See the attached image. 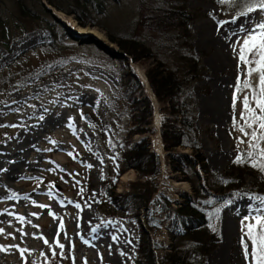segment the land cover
<instances>
[{
    "label": "rangeland",
    "instance_id": "rangeland-1",
    "mask_svg": "<svg viewBox=\"0 0 264 264\" xmlns=\"http://www.w3.org/2000/svg\"><path fill=\"white\" fill-rule=\"evenodd\" d=\"M23 1L25 6L33 5L31 0ZM100 1L101 9L90 5L91 16L114 36L137 33L140 40L157 42L156 34L140 27L139 0ZM227 1L184 0L185 10L194 16L192 52L203 69L202 79L190 85L195 126L200 151L214 173L242 151L249 161L264 156V44L251 41L264 35V6L232 14L222 8ZM0 19L10 33L15 20L26 23L13 0H0ZM62 20L74 33L63 35L59 27L48 44L47 31H14L7 50L0 47V264H37L52 256L56 264H131L137 230L117 218L103 220L97 212V187L109 156L105 144L113 146L129 120L123 116L115 122L112 115L108 124V104L121 69L91 43L121 51L103 31L79 27L71 16ZM217 59L224 62L216 63ZM128 63L136 73L137 65L129 59ZM137 67L144 74L146 65ZM216 89L221 102L212 105ZM142 94L150 97L144 85ZM155 112L160 123L158 104L148 126L153 130ZM101 120L103 136L91 126ZM155 136L150 138L152 151H156ZM159 158V192L175 202L177 191L187 194L189 187L167 175ZM134 179L131 170L122 174L115 192L125 191ZM244 181L251 185L259 179L245 175ZM8 196L18 199L13 202ZM216 211L219 241L205 264H264L262 252L260 263L251 259L252 243L247 238L252 228L253 235L264 239V197L228 194ZM83 214L89 217L86 231L76 225ZM150 238L166 245L164 229Z\"/></svg>",
    "mask_w": 264,
    "mask_h": 264
},
{
    "label": "trees",
    "instance_id": "trees-1",
    "mask_svg": "<svg viewBox=\"0 0 264 264\" xmlns=\"http://www.w3.org/2000/svg\"><path fill=\"white\" fill-rule=\"evenodd\" d=\"M31 1L32 6H25L23 0H13L18 16L26 23L17 19L11 28L18 34L35 29L47 31L48 44H51L60 23L41 5L40 0ZM44 2L65 17L71 16L79 27H95L103 31L107 41L121 51L114 53L112 49L91 43L105 58L117 62L121 69L118 86L112 91L108 104V124L113 122L112 115H115V122L123 116L129 120L122 137L113 146L105 144L108 164L97 187V212L101 219L117 218L137 230L131 264H205L206 256L219 241L216 206L225 203L228 194L264 197V156L258 155L249 161L244 159L246 152L242 151L220 172H211L207 167L199 147L190 90V85L203 77V69L190 43V24L194 16L185 10L184 0H139L140 27L158 38L155 43H147L140 40L137 33L116 37L108 28L96 23L91 16L90 5L94 3L95 10L101 9L100 0ZM222 6L228 13L240 14L264 6V0H228ZM8 29L9 26L0 19V47L6 50L10 37H14V31L10 33ZM58 31L68 35L62 27ZM68 41L74 40L69 38ZM251 41L264 44V35ZM128 59L134 65H146L144 77L161 115L158 133L166 174L173 175L176 182H184L189 187L187 194L177 191L175 202L158 189L160 161L151 150L150 138L155 136V131L148 127L153 105L142 94L143 85L129 68ZM150 59L152 64L148 63ZM236 86L239 87L240 83ZM91 126H97V133L103 136L105 126L102 120ZM134 137L137 139L133 140ZM129 170L134 172L135 179L126 185L125 191L116 193L118 178ZM245 175L259 181L247 185ZM161 229L166 232V245L150 238L151 233L156 235ZM251 229H248L247 237L252 243L250 256L260 263L259 252L264 257V239L261 235H253ZM56 260L52 256L37 264H56Z\"/></svg>",
    "mask_w": 264,
    "mask_h": 264
},
{
    "label": "bare ground",
    "instance_id": "bare-ground-1",
    "mask_svg": "<svg viewBox=\"0 0 264 264\" xmlns=\"http://www.w3.org/2000/svg\"><path fill=\"white\" fill-rule=\"evenodd\" d=\"M53 9V8H52ZM54 10V9H53ZM54 14H56L57 16H58V18H62V19H65V17L64 16H62L61 14H60V12H57V11H55L54 10ZM60 18V19H61ZM61 19V20H62ZM213 31V30H212ZM210 32L209 34H208V37H209V40H210V37L212 36V34H213V32ZM213 61H215V60H213ZM224 61L223 60H221V59H217V62L216 63H223ZM215 62H213V64L215 65L216 64ZM133 66V65H132ZM134 68H135V70H136V75L140 78V80L143 82V84H144V86L146 87V90H147V92H148V94L150 95V100H151V102H152V100H153V103H152V105H153V108H154V106H156L157 104H156V101H155V99L153 98V95L151 94V92L149 91V89H148V87H147V84H146V81H145V77H144V74H143V70L141 69V68H139V67H137V66H134ZM142 78V79H141ZM222 88V87H221ZM221 93H220V89H216V91H215V93H214V96H213V98L211 99L212 100V105L215 103L216 105H218L220 102H221V95H220ZM207 105V104H206ZM218 110V109H217ZM153 126H154V128L155 129H158V127H159V116H158V113L157 112H155V114H154V118H153ZM160 145H161V143H160V138H159V136L156 134V136L153 138V147H154V149L157 151H155L156 153H158L159 154V156H162V152H161V150H160ZM0 184H3V183H1L0 182ZM183 185V183H175V186H182ZM3 187V186H2ZM8 190V189H7ZM2 194V193H1ZM6 198H8L9 200H11V201H13V202H15V201H17V199H18V197H13V196H8V197H6ZM12 202V203H13ZM76 225H78L77 226V228L80 230V231H86L87 229H88V227H89V217H87V215H85V214H83L81 217L79 216L78 218H77V220H76ZM77 234V233H76ZM111 264H113V263H111Z\"/></svg>",
    "mask_w": 264,
    "mask_h": 264
},
{
    "label": "water",
    "instance_id": "water-1",
    "mask_svg": "<svg viewBox=\"0 0 264 264\" xmlns=\"http://www.w3.org/2000/svg\"><path fill=\"white\" fill-rule=\"evenodd\" d=\"M40 3H41V5L46 9V10H48L52 15H54L55 17H56V19H57V21L60 23V26L67 32V33H74L73 32V30L72 29H70L69 28V26L67 25V23L65 22V21H63V20H61L60 18H58V16L56 15V14H54L55 12H54V10L51 8V7H49V6H47L46 4H45V2H44V0H40ZM62 15V14H61ZM132 69V71L134 72V70H133V68H131ZM134 75L136 76V78H138L139 80H140V78L135 74V72H134ZM146 81V80H145ZM140 83L141 84H143V82L140 80ZM147 84V83H146ZM144 85V84H143ZM147 87H148V85H147ZM149 89V88H148ZM148 97V96H147ZM154 98V97H153ZM148 99L150 100V98L148 97ZM151 101V100H150ZM152 105V104H151ZM153 107V106H152ZM84 119L85 120H87L88 122H90L91 121V119H90V117H89V115L88 114H84ZM159 128V127H158ZM155 131H156V133H157V135L159 136V133H158V129H154ZM160 147H161V145H160ZM160 150H161V152H162V148H160ZM155 152V151H154ZM156 153V152H155ZM158 156H159V154L158 153H156ZM162 155H163V153H162Z\"/></svg>",
    "mask_w": 264,
    "mask_h": 264
}]
</instances>
